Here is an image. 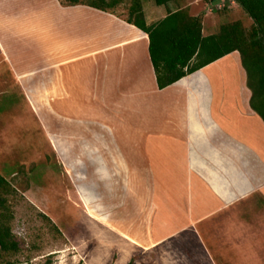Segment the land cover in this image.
<instances>
[{
  "label": "crops",
  "instance_id": "crops-1",
  "mask_svg": "<svg viewBox=\"0 0 264 264\" xmlns=\"http://www.w3.org/2000/svg\"><path fill=\"white\" fill-rule=\"evenodd\" d=\"M0 55L27 94L45 96L39 109L87 118L81 122L88 126L82 146L76 147L72 139L65 141L68 154L110 159L113 175L175 176L168 180L170 186L164 182L166 192L169 189L198 206L202 196L232 207L240 197L234 201L237 197L227 193L228 187L214 184L212 176L219 180L218 174H231L239 165V169L249 166L250 160L263 163L264 122L251 109V96L243 94L253 115L251 123L240 121L234 126L216 118L214 102L226 101L230 70L235 67L240 79L247 81L237 52L160 90L149 37L124 18L87 6H64L60 0H0ZM33 104L37 109L32 110L37 111ZM72 118L66 124L70 128ZM99 170L107 172L102 166ZM256 190L253 187L249 193ZM132 202L139 216L144 213L140 217L145 228L129 227L126 234L114 225V230L141 247L149 246L148 236L159 239L151 245L155 246L165 220L175 224L178 219L169 210L163 214L154 206L152 212L147 203L134 198ZM184 218L181 232L186 228ZM188 221L199 223L200 216ZM147 222L153 224L151 232Z\"/></svg>",
  "mask_w": 264,
  "mask_h": 264
},
{
  "label": "rangeland",
  "instance_id": "rangeland-1",
  "mask_svg": "<svg viewBox=\"0 0 264 264\" xmlns=\"http://www.w3.org/2000/svg\"><path fill=\"white\" fill-rule=\"evenodd\" d=\"M153 2L143 0L150 24L167 15L162 8V13L156 12ZM61 3L69 5L70 0ZM129 7V3L119 7L116 14L126 18ZM186 7L193 16L204 18L206 36L218 34L222 25L234 21H241L247 32L252 31L253 21L234 2L226 12L224 2L214 0H182L169 9ZM230 71L223 95L226 101L214 102L216 118L224 122L227 119L234 126L240 121L251 123L253 115L247 110L243 94L250 98L252 93L246 91L247 81L240 79L237 69ZM18 81L10 64L0 55V174L16 190L11 197L13 230L27 245L26 250L0 264H129L132 260L135 264H264V150L263 163L250 160L249 166L239 169V165L231 174H218L219 180L212 176L214 184L228 187L227 193L231 192L233 199L246 194L244 199L237 197L232 207H226L217 199L214 203L200 196L199 206L197 202L194 205L169 189L166 192L164 182L170 186L168 180L175 176H116L109 173L110 159L70 157L64 143L72 139L76 147L82 146L88 126L81 122L87 118L75 112L39 109L37 105L45 96L27 94ZM28 82L23 81L25 86ZM30 87L31 84L27 88ZM29 99L35 102L37 111L32 110L34 104ZM68 118L74 119L72 128L66 126ZM233 131L236 134L234 128ZM101 166L107 172L102 173ZM253 187L257 189L255 194L249 193ZM133 198L142 205L147 203L151 211L154 206L163 214L169 210L171 217L178 219L175 224L165 220V228L158 233L161 240L155 246L151 245L158 238L155 241L148 236L149 248L141 247L133 238L114 230V225L126 233L129 227L141 231L145 228V215H138ZM197 216L199 223L188 221ZM182 218L186 227L183 232L179 227ZM147 227L151 232L153 224L147 222Z\"/></svg>",
  "mask_w": 264,
  "mask_h": 264
},
{
  "label": "trees",
  "instance_id": "trees-1",
  "mask_svg": "<svg viewBox=\"0 0 264 264\" xmlns=\"http://www.w3.org/2000/svg\"><path fill=\"white\" fill-rule=\"evenodd\" d=\"M152 1L156 10L167 11L165 18L153 25L147 22L143 0H70V4L64 6H87L124 18L117 15L116 10L129 3L128 15L124 19L148 35L160 90L239 53L247 74V87L252 93L250 107L264 122V0H214L215 3L224 2V12L230 3L238 4L254 24L249 33L241 21L230 22L222 25L218 34L210 36L204 34V18L193 16L189 7L176 11L169 9L171 4H179L182 0ZM15 194V188L0 174V261L27 249L25 240L13 230L11 197ZM129 264H135V260Z\"/></svg>",
  "mask_w": 264,
  "mask_h": 264
},
{
  "label": "bare ground",
  "instance_id": "bare-ground-1",
  "mask_svg": "<svg viewBox=\"0 0 264 264\" xmlns=\"http://www.w3.org/2000/svg\"><path fill=\"white\" fill-rule=\"evenodd\" d=\"M93 12H94V11H93ZM93 12H92V13H93ZM108 30H109V29H108ZM61 50H62V49H61ZM63 58H64V57H63ZM83 201L86 203V205H88V203H87L84 199H83ZM88 209H89V208H88ZM86 211H87V210H86ZM89 211L92 212V210H90V209H89ZM90 212H89V214H90ZM92 215H93V214H92ZM97 218H98V217H97ZM87 219H88V218H87ZM97 220H98V219H97ZM111 227H112V226H111ZM110 229H111V228H110ZM123 234H124V233H123ZM126 234H127V233H126ZM120 235H121V234H120ZM102 244H103V243H102ZM91 260H92V259H91ZM89 263H90V262H89Z\"/></svg>",
  "mask_w": 264,
  "mask_h": 264
}]
</instances>
